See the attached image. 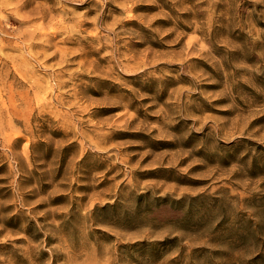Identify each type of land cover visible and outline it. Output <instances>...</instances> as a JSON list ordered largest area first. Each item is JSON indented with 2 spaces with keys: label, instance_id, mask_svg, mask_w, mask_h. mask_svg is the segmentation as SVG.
I'll return each mask as SVG.
<instances>
[{
  "label": "rangeland",
  "instance_id": "374dc122",
  "mask_svg": "<svg viewBox=\"0 0 264 264\" xmlns=\"http://www.w3.org/2000/svg\"><path fill=\"white\" fill-rule=\"evenodd\" d=\"M0 264H264V0H0Z\"/></svg>",
  "mask_w": 264,
  "mask_h": 264
}]
</instances>
